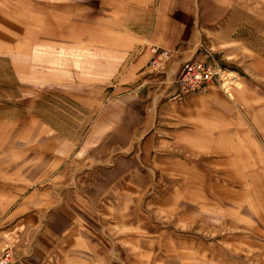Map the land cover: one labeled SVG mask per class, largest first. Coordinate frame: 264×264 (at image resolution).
Segmentation results:
<instances>
[{
	"label": "rangeland",
	"instance_id": "rangeland-1",
	"mask_svg": "<svg viewBox=\"0 0 264 264\" xmlns=\"http://www.w3.org/2000/svg\"><path fill=\"white\" fill-rule=\"evenodd\" d=\"M120 6L0 0V255L11 251L12 264L35 253L39 264H264V211L253 198L264 190V0L250 1L249 30L232 35L245 48H224L219 34L183 62L213 57L226 74L215 81L217 110L199 114L201 138L162 146L158 129L155 142L134 137L83 159L112 96L114 79L97 77L134 50ZM224 120L229 154L205 144Z\"/></svg>",
	"mask_w": 264,
	"mask_h": 264
},
{
	"label": "crops",
	"instance_id": "crops-1",
	"mask_svg": "<svg viewBox=\"0 0 264 264\" xmlns=\"http://www.w3.org/2000/svg\"><path fill=\"white\" fill-rule=\"evenodd\" d=\"M250 1L121 0L120 10L124 12V17L130 18L127 21L128 31L132 34L134 50L125 60L117 63L112 74L98 75L100 80L114 79L112 96L99 108L94 125L79 150L80 158L86 159L95 154L101 155L109 148L126 146L134 137L140 136L147 143L155 142V130L158 129L167 130L161 139L157 137L162 146L175 142L184 143L186 138L183 139V136L187 134H193L195 139L201 138L197 133L202 128L199 125V114L207 110L216 111L217 99L221 98L222 93L216 82H212L204 91L182 96L178 93L173 77L186 58L196 54L202 47H209L207 43L215 45L214 41L219 34L230 40L223 45L224 48H245L232 35L249 30ZM153 46L173 52L164 70H155L150 66V49ZM221 122V125L214 122V127L209 126L210 136L205 144L211 150L229 154L235 141L227 131L231 128V123L225 120ZM218 128L222 132L216 137ZM188 143L197 142L192 139ZM243 157L240 174L243 179H249L250 165L244 162L247 161L246 156ZM258 157L264 161V153L259 152ZM226 160V177L233 181L234 159ZM262 167L264 168V162ZM108 180L105 175V183ZM259 188L257 185L254 193L251 192L254 194L253 198H257L258 209L264 211V190ZM230 191L232 193L234 189L231 188ZM28 260V264L41 262L36 253ZM65 261L67 263L66 259Z\"/></svg>",
	"mask_w": 264,
	"mask_h": 264
},
{
	"label": "built area",
	"instance_id": "built-area-1",
	"mask_svg": "<svg viewBox=\"0 0 264 264\" xmlns=\"http://www.w3.org/2000/svg\"><path fill=\"white\" fill-rule=\"evenodd\" d=\"M151 52V68L164 70L172 58V53L163 48L153 46ZM226 74L220 68L217 61L190 60L182 64L175 75V85L178 93L186 96L192 93L206 90L207 86L215 81L225 79ZM0 264H12L11 251L5 249L0 255Z\"/></svg>",
	"mask_w": 264,
	"mask_h": 264
}]
</instances>
